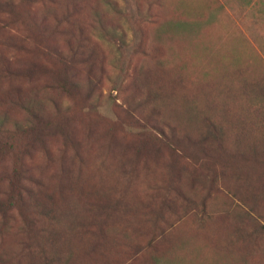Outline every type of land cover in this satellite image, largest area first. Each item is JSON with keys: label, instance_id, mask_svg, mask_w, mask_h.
<instances>
[{"label": "rangeland", "instance_id": "1", "mask_svg": "<svg viewBox=\"0 0 264 264\" xmlns=\"http://www.w3.org/2000/svg\"><path fill=\"white\" fill-rule=\"evenodd\" d=\"M10 189L0 264L264 244V0H0Z\"/></svg>", "mask_w": 264, "mask_h": 264}, {"label": "crops", "instance_id": "2", "mask_svg": "<svg viewBox=\"0 0 264 264\" xmlns=\"http://www.w3.org/2000/svg\"><path fill=\"white\" fill-rule=\"evenodd\" d=\"M230 246L227 261L218 262V264H264V244H250L244 246L242 259L236 257V246ZM242 250V251H243Z\"/></svg>", "mask_w": 264, "mask_h": 264}, {"label": "trees", "instance_id": "3", "mask_svg": "<svg viewBox=\"0 0 264 264\" xmlns=\"http://www.w3.org/2000/svg\"><path fill=\"white\" fill-rule=\"evenodd\" d=\"M27 126L29 127L30 124L27 123ZM5 180H8V178H6ZM8 182L10 183L11 181L9 180ZM21 188L22 187H20L19 189L21 190ZM19 189L17 190V196H15L14 194L12 195V193L14 192V190H11V189H10V192L9 191L8 192L7 191L6 192L0 191V195L6 196V198H7L8 201H11L14 198H15V200H20L21 201V195H22L21 193L22 192ZM2 207L3 208H6L4 206V202L0 200V213L4 212V209Z\"/></svg>", "mask_w": 264, "mask_h": 264}]
</instances>
